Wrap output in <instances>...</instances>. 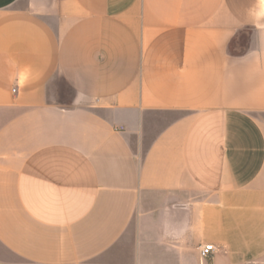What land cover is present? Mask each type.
I'll list each match as a JSON object with an SVG mask.
<instances>
[{
	"label": "crops",
	"instance_id": "crops-1",
	"mask_svg": "<svg viewBox=\"0 0 264 264\" xmlns=\"http://www.w3.org/2000/svg\"><path fill=\"white\" fill-rule=\"evenodd\" d=\"M0 264H264V0H0Z\"/></svg>",
	"mask_w": 264,
	"mask_h": 264
},
{
	"label": "built area",
	"instance_id": "built-area-1",
	"mask_svg": "<svg viewBox=\"0 0 264 264\" xmlns=\"http://www.w3.org/2000/svg\"><path fill=\"white\" fill-rule=\"evenodd\" d=\"M217 251L218 249L214 245H206L200 248V255L202 258H209Z\"/></svg>",
	"mask_w": 264,
	"mask_h": 264
},
{
	"label": "water",
	"instance_id": "water-1",
	"mask_svg": "<svg viewBox=\"0 0 264 264\" xmlns=\"http://www.w3.org/2000/svg\"><path fill=\"white\" fill-rule=\"evenodd\" d=\"M60 88H61V92H60V97H61V99L62 100H64V101H66L65 100V95H64V89H68V90H70V92H71V96H70V99H69V101L72 99V96H73V91H72V89L70 88V87H68L65 83H61V86H60Z\"/></svg>",
	"mask_w": 264,
	"mask_h": 264
},
{
	"label": "rangeland",
	"instance_id": "rangeland-1",
	"mask_svg": "<svg viewBox=\"0 0 264 264\" xmlns=\"http://www.w3.org/2000/svg\"><path fill=\"white\" fill-rule=\"evenodd\" d=\"M246 35L249 37V32H247ZM60 86H61V82H60ZM59 91L61 92V88H60ZM64 95H65V100H66L67 102H69V99H70V96H71V92H70V90H68V89H64Z\"/></svg>",
	"mask_w": 264,
	"mask_h": 264
}]
</instances>
